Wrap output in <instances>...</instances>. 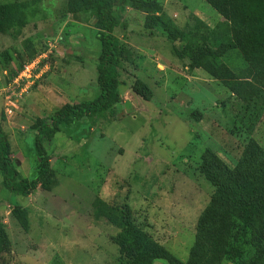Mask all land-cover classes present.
I'll list each match as a JSON object with an SVG mask.
<instances>
[{"label":"rangeland","instance_id":"1","mask_svg":"<svg viewBox=\"0 0 264 264\" xmlns=\"http://www.w3.org/2000/svg\"><path fill=\"white\" fill-rule=\"evenodd\" d=\"M9 2L21 4L26 18L0 32V127L30 181L40 165L38 123L99 94L100 41L93 12L64 13L67 0H0ZM112 15L121 100L43 140L50 172L29 194L5 188L0 176V227L9 241L0 245V264H168L148 263L155 245L187 263L207 206L229 221L244 214L230 200L234 206L213 202L215 188L201 170L225 184L248 176L234 189L264 206V106L243 117L235 92L199 65L211 53L245 65L222 42L226 17L205 0H114ZM42 54L46 67L18 95L19 66ZM136 80L150 99L132 91ZM127 218L147 251H120L115 239ZM263 223L261 209L253 225Z\"/></svg>","mask_w":264,"mask_h":264},{"label":"trees","instance_id":"2","mask_svg":"<svg viewBox=\"0 0 264 264\" xmlns=\"http://www.w3.org/2000/svg\"><path fill=\"white\" fill-rule=\"evenodd\" d=\"M114 0H67L64 13L93 12V26L97 29V38L100 41V51L96 64V83L99 94L93 100L81 101L76 104H65L47 120L40 121L37 132L34 134V147L40 159L37 175L28 180L18 170V165L10 154L9 142L3 129L0 127V176L5 188L19 195H27L37 184L46 179L50 172L49 156L42 145L43 140H50L59 131L60 124L71 125L82 118L97 115L114 104L120 102L118 92V74L115 62L119 53L118 38L112 33L115 19L112 15ZM213 9L222 13L228 25L225 27L222 42L226 51L237 50L241 53L245 65L233 66L228 58L215 53L206 54L199 60L202 66L215 78L223 80L231 92H235V101H240L243 107V117L250 118V112L256 107L264 106V71L259 63L264 61V0H205ZM26 15L22 6L16 2L0 4V32L23 27ZM24 63V62H23ZM22 63V64H23ZM22 64L19 66H22ZM255 81V82H254ZM259 81V84L257 82ZM263 86V88H262ZM132 91L143 99H150L151 90L141 80H136L131 87ZM245 102L244 105L242 103ZM251 106V107H250ZM241 170H245L242 169ZM203 177L215 188L213 202H230L236 209L243 211L241 221H229L225 217L212 213V206H207L197 223L196 237L189 252V261L182 262L169 252L155 245L158 251L151 248L146 252L148 263L161 259L168 264H264V223L253 225V219L264 206L258 202L246 199L245 191L235 188L243 185L248 176L242 175L225 184L216 182L210 176V170H201ZM230 200V201H229ZM231 206V207H233ZM232 218L233 213H228ZM144 234L133 226L129 218L123 223V231L115 239L120 251L127 254L145 252L148 245ZM142 245L138 243V240ZM145 240V241H144ZM1 246L8 244L6 233L0 227ZM138 249L136 253L132 250ZM143 249V250H142ZM153 250V251H152ZM162 252V254H160Z\"/></svg>","mask_w":264,"mask_h":264},{"label":"built area","instance_id":"3","mask_svg":"<svg viewBox=\"0 0 264 264\" xmlns=\"http://www.w3.org/2000/svg\"><path fill=\"white\" fill-rule=\"evenodd\" d=\"M42 56L43 54L37 55L34 59L32 58L25 61L13 78L12 84L14 83L18 88V95L25 93L34 79H37L46 67L45 63L41 64L40 62ZM7 98L11 100V95H8ZM8 112H10V110H8Z\"/></svg>","mask_w":264,"mask_h":264}]
</instances>
